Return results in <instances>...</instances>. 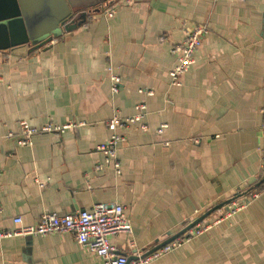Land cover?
I'll return each instance as SVG.
<instances>
[{"label":"crops","instance_id":"crops-1","mask_svg":"<svg viewBox=\"0 0 264 264\" xmlns=\"http://www.w3.org/2000/svg\"><path fill=\"white\" fill-rule=\"evenodd\" d=\"M36 1L0 37V229L121 205L132 233L110 242L132 264L135 250L150 255L222 206L203 221L209 229L151 264H264V192L218 221L264 182V0H116L62 32H52L50 1ZM200 25L209 32L195 64L172 86V50ZM142 104L147 129H118L109 161L98 150L114 135L108 122ZM21 121L84 125L20 146ZM0 264L103 262L61 234L0 241Z\"/></svg>","mask_w":264,"mask_h":264},{"label":"built area","instance_id":"built-area-1","mask_svg":"<svg viewBox=\"0 0 264 264\" xmlns=\"http://www.w3.org/2000/svg\"><path fill=\"white\" fill-rule=\"evenodd\" d=\"M113 14V10L106 11L108 17H113ZM208 32V28L205 25L191 27L186 30L185 40L182 45L173 48L172 52L178 56V64L169 73L172 86H181L180 78L187 74L195 64V54L201 47L203 37L207 35ZM120 80L121 79L117 76L112 77V90L115 94L119 92ZM136 111V114L127 118H121L117 114L108 122V128L113 131L114 135L106 144L98 147V150L105 154L109 161L117 159V146L123 140V138L115 132L118 129H126L131 125L143 124L147 116V106L143 104L138 105ZM83 125L84 123L73 122L66 125L48 124L42 128H37L31 126L26 121H21L20 134L17 136V139L20 146H32V139L36 135L48 133L59 137L67 130L77 129ZM166 128L167 125L161 126L159 132L162 133ZM142 129H147V126L143 124ZM14 138H16L14 133H9V135L6 136V139ZM115 168L120 175V164L116 163ZM263 192L264 182L261 185V188L254 191V193H252L247 199L231 201L218 221L229 219L243 211L252 201L259 198ZM2 213L3 207L0 203V217ZM199 217L200 215H197L196 219ZM14 224L17 225V227L13 231H3L0 229V241L14 237L71 234L78 245L100 258L103 264H130L128 258L119 253L118 249L110 242L111 237L123 233H132V227L125 215V210L121 205L99 204L91 211H82L65 217H59L56 214H45L36 226L28 227L23 225V221L20 217H17L14 219ZM209 227L210 226H205L201 223L194 229L196 230V234L192 230L190 231L191 233L189 232L190 234L188 233L184 237L146 256L135 250L136 248L133 245L132 248L135 250L133 254L135 260L132 264H151L175 249L182 247L185 243L190 242L195 236L202 234L209 229Z\"/></svg>","mask_w":264,"mask_h":264},{"label":"water","instance_id":"water-1","mask_svg":"<svg viewBox=\"0 0 264 264\" xmlns=\"http://www.w3.org/2000/svg\"><path fill=\"white\" fill-rule=\"evenodd\" d=\"M35 1V2H34ZM50 1V5L53 8L54 18V27L52 32H62V29L71 31L75 30L86 23V18L91 13H94L93 10L96 8H101L106 4L113 2L114 0H46ZM36 0H0V37H4L6 30L4 27L8 26L10 23L17 22L20 14L27 16L32 14L34 11V3ZM81 20V21H80ZM74 23L72 28L67 27V23ZM13 34V32H12ZM47 43L51 42V39L46 41ZM45 42V43H46ZM222 206L215 207L205 213L201 218L195 221L193 224L186 227L180 234L167 241L166 243L158 246L152 253L162 249L163 247L173 243L174 241L184 237L186 233L190 232L197 225L203 223V221L214 214L216 211L221 209Z\"/></svg>","mask_w":264,"mask_h":264},{"label":"flooded vegetation","instance_id":"flooded-vegetation-1","mask_svg":"<svg viewBox=\"0 0 264 264\" xmlns=\"http://www.w3.org/2000/svg\"><path fill=\"white\" fill-rule=\"evenodd\" d=\"M116 0H114L113 2H115ZM111 3V2H110ZM109 4V3H108ZM107 5V4H106ZM81 21V20H80ZM70 22L71 21H69L68 23H67V27L69 28V26H70ZM72 23H79V22H72Z\"/></svg>","mask_w":264,"mask_h":264},{"label":"rangeland","instance_id":"rangeland-1","mask_svg":"<svg viewBox=\"0 0 264 264\" xmlns=\"http://www.w3.org/2000/svg\"><path fill=\"white\" fill-rule=\"evenodd\" d=\"M201 214H202V213H201ZM201 216H202V215H201ZM211 216H212V215H211ZM211 216H210V217H211ZM193 231H194V233L196 234V230H193ZM190 233H191V232H190ZM190 233H189V234H190Z\"/></svg>","mask_w":264,"mask_h":264},{"label":"trees","instance_id":"trees-1","mask_svg":"<svg viewBox=\"0 0 264 264\" xmlns=\"http://www.w3.org/2000/svg\"><path fill=\"white\" fill-rule=\"evenodd\" d=\"M48 44V43H47ZM261 188V187H260ZM212 208L207 209V212L210 211ZM206 221V220H205Z\"/></svg>","mask_w":264,"mask_h":264}]
</instances>
